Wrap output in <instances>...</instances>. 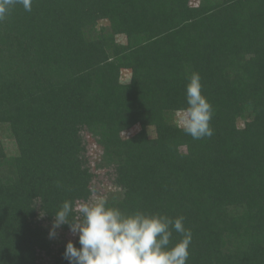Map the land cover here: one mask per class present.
I'll return each instance as SVG.
<instances>
[{
  "label": "trees",
  "instance_id": "trees-1",
  "mask_svg": "<svg viewBox=\"0 0 264 264\" xmlns=\"http://www.w3.org/2000/svg\"><path fill=\"white\" fill-rule=\"evenodd\" d=\"M193 72L213 111L199 140L175 120ZM1 143L0 264H69L78 235L50 236L54 214L104 197L182 216L187 264H264V0L17 5L0 22Z\"/></svg>",
  "mask_w": 264,
  "mask_h": 264
},
{
  "label": "clouds",
  "instance_id": "clouds-1",
  "mask_svg": "<svg viewBox=\"0 0 264 264\" xmlns=\"http://www.w3.org/2000/svg\"><path fill=\"white\" fill-rule=\"evenodd\" d=\"M17 5L27 12L32 10V0H0V22ZM201 89L200 76L193 72L185 88L187 107L179 110L180 126L195 140L213 135L212 106ZM106 203L99 199L74 207L72 202L64 201L54 214L50 236L65 224L78 235L80 247L71 240L66 244L64 257L69 264H187L192 233L184 227L182 216L173 219L141 211L125 213ZM73 212L77 215L70 222ZM173 231L181 236L174 244Z\"/></svg>",
  "mask_w": 264,
  "mask_h": 264
},
{
  "label": "rangeland",
  "instance_id": "rangeland-1",
  "mask_svg": "<svg viewBox=\"0 0 264 264\" xmlns=\"http://www.w3.org/2000/svg\"><path fill=\"white\" fill-rule=\"evenodd\" d=\"M198 3H199V0H192V4L194 5V6H197L198 5ZM103 23V22H102ZM106 24V23H105ZM180 115H181V113H178L177 115H176V122L180 125ZM4 143H3V145H4V147L6 148L4 151L6 152V154L8 155V156H13L15 153H16V146H15V143L13 142V141H11V140H5V141H3ZM1 146H2V143L0 144V148H1ZM96 152H97V150H95ZM98 155H99V153H97ZM98 157V156H97ZM100 182L102 183V185H103V183L104 184H106L107 182H108V180L106 179V176L105 177H101V179H100ZM102 185L99 187V188H101L102 187ZM104 187H106V185H104ZM103 188V187H102ZM104 199H105V197H104Z\"/></svg>",
  "mask_w": 264,
  "mask_h": 264
}]
</instances>
